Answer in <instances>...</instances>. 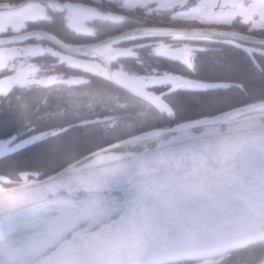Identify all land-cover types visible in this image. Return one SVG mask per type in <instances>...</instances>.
Masks as SVG:
<instances>
[{"label": "snow or ice", "instance_id": "1", "mask_svg": "<svg viewBox=\"0 0 264 264\" xmlns=\"http://www.w3.org/2000/svg\"><path fill=\"white\" fill-rule=\"evenodd\" d=\"M0 264H264V0H0Z\"/></svg>", "mask_w": 264, "mask_h": 264}]
</instances>
